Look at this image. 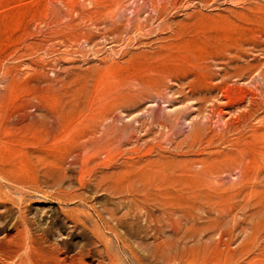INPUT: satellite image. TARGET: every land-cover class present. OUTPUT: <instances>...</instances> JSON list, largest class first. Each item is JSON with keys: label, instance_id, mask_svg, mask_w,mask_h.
<instances>
[{"label": "rangeland", "instance_id": "374dc122", "mask_svg": "<svg viewBox=\"0 0 264 264\" xmlns=\"http://www.w3.org/2000/svg\"><path fill=\"white\" fill-rule=\"evenodd\" d=\"M263 73L264 0H0V264H264Z\"/></svg>", "mask_w": 264, "mask_h": 264}, {"label": "bare ground", "instance_id": "6f19581e", "mask_svg": "<svg viewBox=\"0 0 264 264\" xmlns=\"http://www.w3.org/2000/svg\"><path fill=\"white\" fill-rule=\"evenodd\" d=\"M258 48V47H257ZM240 57V56H239ZM233 61V60H232ZM213 62V61H212ZM228 63H232V62H228ZM204 64V63H203ZM236 65V64H235ZM208 67V66H207ZM206 66H205V70L206 71H208L209 70V68H207ZM227 67H228V65H227ZM200 68V67H199ZM219 68V67H218ZM236 68V67H235ZM234 68V69H235ZM238 68V67H237ZM257 68V67H256ZM213 69V68H212ZM211 70V69H210ZM218 70V69H217ZM222 71H223V69H222ZM238 72V71H237ZM258 72V71H257ZM256 72V73H257ZM209 73H211V72H209ZM227 73V72H226ZM231 73V72H230ZM228 74H229V71H228ZM228 74H225L224 76H222L220 79H221V81H220V83H217V84H220V85H225L224 87H223V89H222V87H221V89H222V91L223 92H225L226 94H225V96H224V94H223V96L226 98L225 100L227 101V95H228V97H230V92L235 88H233L232 86H234L233 84H234V82L232 83V81H230V78H231V76L230 75H228ZM210 75H212V74H210ZM218 75V74H217ZM237 75V74H236ZM255 75V74H254ZM206 76H208V74L206 75ZM232 76H233V74H232ZM235 76V75H234ZM238 77H239V75H237ZM191 77V76H190ZM217 78V77H216ZM215 78V79H216ZM233 78H235V77H233ZM232 78V79H233ZM235 79H238V78H235ZM260 79H262V81H263V84H264V73L261 75V78ZM253 80H254V78H253ZM230 81V83L229 84H232V86H230V87H228V86H226L227 85V83ZM207 83H210V82H207ZM212 85V84H211ZM247 85V84H246ZM215 86V85H214ZM185 87V86H184ZM220 87V86H219ZM264 87V86H263ZM193 88H195V87H193ZM218 90V89H217ZM257 92L259 91H261V89L259 88V87H256V89H255ZM221 91V92H222ZM236 91H237V89H236ZM234 92V91H233ZM240 92V91H239ZM235 93V92H234ZM237 93V92H236ZM249 93H251V92H249ZM255 93V92H254ZM221 94V93H220ZM240 94V93H239ZM253 94V93H252ZM253 95H255V94H253ZM237 96V95H236ZM262 96V95H261ZM232 98H234V97H232ZM224 99V98H223ZM230 99V101H232L231 100V97L230 98H228V100ZM222 100V99H221ZM252 100V99H251ZM217 101V100H216ZM239 101V100H238ZM223 103H225V102H223ZM230 103V102H229ZM217 104V103H216ZM226 104H228V103H226ZM219 105V104H218ZM225 105V104H224ZM234 105V104H233ZM254 106V105H253ZM212 107V106H211ZM246 110V109H245ZM221 112V111H220ZM222 113V112H221ZM220 113V114H221ZM240 116V115H239ZM233 119V118H232ZM232 119H230V120H232ZM245 119V118H244ZM234 120H235V118H234ZM242 120V119H241ZM220 121V120H219ZM235 122H236V120H235ZM227 123H228V121H227ZM236 124V123H235ZM233 126V125H232ZM230 128V127H229ZM257 134V133H256ZM212 136V135H211ZM216 137H217V135H216ZM242 137V136H241ZM209 138H210V136H209ZM214 138V137H213ZM212 138V139H213ZM239 138V137H238ZM243 138H245L244 136H243ZM215 139V138H214ZM219 139V138H218ZM210 141V140H209ZM206 142H207V140H206ZM192 143V142H191ZM205 143V142H204ZM242 142H240V144H241ZM208 144V143H207ZM243 144V143H242ZM215 152V151H214ZM256 156H257V154H256ZM214 158V157H213ZM212 158V159H213ZM245 158V157H244ZM176 168V167H175ZM174 171V170H173ZM160 172V171H159ZM222 172V171H221ZM187 176V175H186ZM209 176V175H208ZM214 176V175H213ZM203 186V185H202ZM182 187V186H181ZM156 196V195H155Z\"/></svg>", "mask_w": 264, "mask_h": 264}]
</instances>
